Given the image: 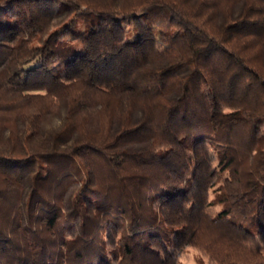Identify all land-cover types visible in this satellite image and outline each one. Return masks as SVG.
<instances>
[{"label":"trees","instance_id":"1","mask_svg":"<svg viewBox=\"0 0 264 264\" xmlns=\"http://www.w3.org/2000/svg\"><path fill=\"white\" fill-rule=\"evenodd\" d=\"M189 247L264 264V0H0V264Z\"/></svg>","mask_w":264,"mask_h":264},{"label":"rangeland","instance_id":"2","mask_svg":"<svg viewBox=\"0 0 264 264\" xmlns=\"http://www.w3.org/2000/svg\"><path fill=\"white\" fill-rule=\"evenodd\" d=\"M160 48L163 49V46H160ZM181 259L184 264H213L206 255L194 247L187 248Z\"/></svg>","mask_w":264,"mask_h":264}]
</instances>
